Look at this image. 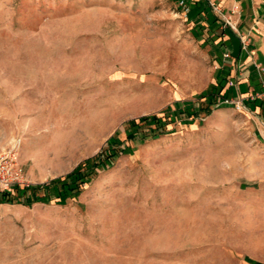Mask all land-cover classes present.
Returning a JSON list of instances; mask_svg holds the SVG:
<instances>
[{"label":"rangeland","instance_id":"rangeland-1","mask_svg":"<svg viewBox=\"0 0 264 264\" xmlns=\"http://www.w3.org/2000/svg\"><path fill=\"white\" fill-rule=\"evenodd\" d=\"M193 26L176 0H0V149L30 183L0 201V264L264 253L259 122L209 104L212 42Z\"/></svg>","mask_w":264,"mask_h":264},{"label":"crops","instance_id":"crops-1","mask_svg":"<svg viewBox=\"0 0 264 264\" xmlns=\"http://www.w3.org/2000/svg\"><path fill=\"white\" fill-rule=\"evenodd\" d=\"M224 8H233L241 30L250 29V48L243 51L235 33L220 25L202 0H189V9L183 13L196 26L206 30V39L211 43L213 56V103L219 94L227 96L246 95L260 89L264 79V0H218ZM198 30V29H197ZM223 50L228 51L222 56ZM209 102V104H211ZM243 110L256 116L257 133L264 139V98L244 97ZM215 240L182 243L174 248L176 256L171 264H264V253L253 254L239 249L231 252ZM233 261V262H232Z\"/></svg>","mask_w":264,"mask_h":264},{"label":"built area","instance_id":"built-area-1","mask_svg":"<svg viewBox=\"0 0 264 264\" xmlns=\"http://www.w3.org/2000/svg\"><path fill=\"white\" fill-rule=\"evenodd\" d=\"M210 12L215 16L223 27L230 28L236 35L239 46L243 51L252 52L250 48V29L241 30L238 26V19L234 15L233 8H224L218 0H202ZM179 9L185 13L189 9V0H176ZM227 50L221 52L222 56H227ZM244 97L264 98V79H260V89L252 91L246 95L227 96L219 94L215 97L217 103L229 104L235 109H242ZM28 182L22 165L18 160L15 148L0 149V192L13 195L18 189L27 187Z\"/></svg>","mask_w":264,"mask_h":264},{"label":"trees","instance_id":"trees-1","mask_svg":"<svg viewBox=\"0 0 264 264\" xmlns=\"http://www.w3.org/2000/svg\"><path fill=\"white\" fill-rule=\"evenodd\" d=\"M210 102V101H209ZM208 106V105H207ZM198 109H206V106H199ZM197 110H193L192 113H195ZM155 123H157V119H154ZM85 162L88 161V159L84 160ZM93 161V160H92ZM28 185L27 187H29ZM27 187L18 189L17 192L13 195H9L6 192H0V201H15L17 199H21L24 197V194L22 193Z\"/></svg>","mask_w":264,"mask_h":264}]
</instances>
